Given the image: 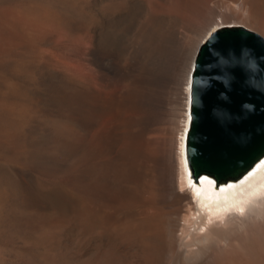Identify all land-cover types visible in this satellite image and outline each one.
<instances>
[{
    "label": "bare ground",
    "instance_id": "obj_1",
    "mask_svg": "<svg viewBox=\"0 0 264 264\" xmlns=\"http://www.w3.org/2000/svg\"><path fill=\"white\" fill-rule=\"evenodd\" d=\"M225 4L227 14L215 0L168 6L108 0L96 12L91 41L81 34L76 65L55 67L44 57L42 88L30 95L18 84L3 98L5 113L20 108L15 114L39 122L33 131L39 157L30 167L42 175L64 173L62 183L76 193L79 249L44 247L47 264H127L130 258L137 264H264V156L242 176L218 180L220 189L208 174L194 180L187 159L191 71L200 45L227 24H255L264 32V0ZM44 10L29 14L69 24ZM4 31L0 53L24 38ZM14 187L25 203L24 190ZM19 220L40 229L45 241L63 223L39 213Z\"/></svg>",
    "mask_w": 264,
    "mask_h": 264
},
{
    "label": "rangeland",
    "instance_id": "obj_2",
    "mask_svg": "<svg viewBox=\"0 0 264 264\" xmlns=\"http://www.w3.org/2000/svg\"><path fill=\"white\" fill-rule=\"evenodd\" d=\"M106 1L108 0H0V44H2L5 37L3 35L4 30L16 31L18 36L24 37L20 38L19 41H15L16 43L9 41L6 46L4 44V49L1 51L3 53H0V199L4 200H0V264H47V261H44L45 258H43L42 252L48 246L53 253L57 252L59 246L70 251L72 250L71 252L74 253L79 249V225L77 219L72 216L76 199L75 191H72L71 188L62 183L63 180L61 178L64 179V173L61 175L64 177L42 175L30 167V164L39 157L36 154L39 142L38 139L33 137V131L38 128L39 122L25 118L22 113H19L20 108H16V111H19V115L15 114L16 111L15 113H5V109L3 108H7L9 103L3 98L16 88H24L30 95L33 90L42 88L38 84L41 80L39 79V69L47 60V62H51L55 67H63L65 64H70L69 62H71V65H76L81 37L86 34L87 41H91V32L97 26L95 20L96 12L100 4L102 5ZM148 1L152 4L162 3L167 6L172 4V0ZM215 1L218 3L220 13L224 11L227 14V3L225 4L227 0ZM48 7L52 13L57 12L56 15L61 19L69 20V24H47L48 21H42L29 14L31 10H44L45 8L47 10ZM228 9L230 10V8ZM216 19L219 20L217 16ZM241 25L255 30L264 36L263 30L258 25H249L247 23H241ZM260 26L264 28V13L260 19ZM29 37L35 39L32 45H30L31 39ZM11 43L14 44L12 45ZM5 47L13 48V50H5ZM39 48L41 54L44 52L42 55L47 54L43 57H41V54V56L38 55L39 51L36 52V50H39ZM44 57L47 58L46 61ZM51 57L55 61H51L53 60ZM33 61L35 62L34 65ZM20 62L23 63L22 66H20ZM17 63L22 69L17 66ZM24 67L25 71L33 69L34 71H31L33 73L36 72V74L32 73L33 76H31L29 71L28 73L27 71L23 72ZM11 70H15L16 72H12ZM18 84L20 87L17 86ZM11 120L15 121V124H11ZM9 124L13 125L17 130H14L13 126L12 128L10 126L6 127ZM20 126L22 127L20 128ZM34 127L37 128L34 129ZM30 134L31 136H29ZM30 137L32 138L31 141ZM25 140L26 142H24ZM38 182L45 183L50 189L46 192L39 191L37 188ZM15 183L24 190L26 194L25 203L17 196V189L14 187L17 184ZM31 213L58 216L63 220V223L61 226L53 228L51 231L55 235L45 241V235L40 229L21 225L19 219ZM133 259L130 258L127 264L138 263L136 258Z\"/></svg>",
    "mask_w": 264,
    "mask_h": 264
},
{
    "label": "water",
    "instance_id": "obj_3",
    "mask_svg": "<svg viewBox=\"0 0 264 264\" xmlns=\"http://www.w3.org/2000/svg\"><path fill=\"white\" fill-rule=\"evenodd\" d=\"M190 101L193 177L250 170L264 156V36L244 25L214 30L195 55Z\"/></svg>",
    "mask_w": 264,
    "mask_h": 264
}]
</instances>
